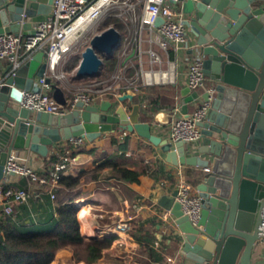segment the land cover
<instances>
[{"label": "water", "instance_id": "95a60500", "mask_svg": "<svg viewBox=\"0 0 264 264\" xmlns=\"http://www.w3.org/2000/svg\"><path fill=\"white\" fill-rule=\"evenodd\" d=\"M52 0H0V32L28 33L45 19ZM188 36L195 37L204 56L203 70L214 85L215 96L200 122V154L188 155L181 140L161 139L165 159L209 167L196 188L201 196L199 221L193 225L175 201L176 190L158 204L170 211L181 230V251L193 264H256L253 246L260 240L264 209V0H187L182 4ZM121 41L115 26L94 34L81 52L72 76L94 78ZM46 69L44 52H36L0 85V180L4 164L14 150L27 148L43 156L49 146L70 136L94 140L103 132L133 131L139 122V103L129 111L104 99L63 115L33 111L15 104L20 89L39 91L35 78ZM50 83L51 78L46 76ZM185 87L182 104L198 93ZM52 96L65 104L67 93L52 83ZM205 97L206 94H203ZM133 94L118 96L120 101ZM0 205V209H1Z\"/></svg>", "mask_w": 264, "mask_h": 264}, {"label": "built area", "instance_id": "2783aa9c", "mask_svg": "<svg viewBox=\"0 0 264 264\" xmlns=\"http://www.w3.org/2000/svg\"><path fill=\"white\" fill-rule=\"evenodd\" d=\"M185 1L187 0H52L51 10L45 19L37 22L28 33L0 32V63H9L7 74L0 79V85L4 78L13 75L36 52L43 51L46 69L35 80L40 90L20 89L17 105L33 111L63 115L76 108L79 101L83 105L96 104L106 94H112L118 99L123 94L122 89L138 92L155 85H175L179 63L182 62L186 87L196 91L198 95L191 100L193 109L172 120L169 140H181L186 148L202 137L200 122L206 118L216 91L204 73V56L199 46L190 40L191 36H188V29L183 23L187 17L182 9ZM105 17L115 18L123 25L122 30L114 24L108 25L115 26L121 33L120 44L114 52L115 70L107 76L99 77V74L95 80L76 86L67 96L65 104L57 102L52 96V83L58 84L67 78V73L61 67L64 56L86 31ZM103 29L90 35L89 41ZM144 33L147 35L145 38ZM76 68L77 66L72 70L71 77ZM131 68L133 74H125ZM46 76L51 78L50 83L45 81ZM145 107L146 104L143 103L142 108ZM125 133L122 130V134ZM86 140L83 135L64 139L59 149H53H62L63 153L51 160L50 166L42 171L11 152L4 164L5 175L0 180V211L9 215L13 212L15 203H25L35 194L33 189L10 185V175L25 177L30 186L39 188L41 192L47 191L55 199L58 180L68 172L73 162L71 152L84 145ZM208 170L209 167H203V171ZM175 190L174 199L180 204L182 213L196 225L202 208L197 188L181 178L176 183ZM170 215L172 214L168 209L161 212L164 219ZM131 217L128 216L129 219ZM261 227L260 240L264 243V209ZM175 262L174 256L167 255L162 264ZM261 264H264V244L261 249Z\"/></svg>", "mask_w": 264, "mask_h": 264}, {"label": "crops", "instance_id": "0c3cea01", "mask_svg": "<svg viewBox=\"0 0 264 264\" xmlns=\"http://www.w3.org/2000/svg\"><path fill=\"white\" fill-rule=\"evenodd\" d=\"M118 22L122 25L120 21ZM122 29L123 25L119 30ZM143 35L144 38L147 37L145 33ZM190 40L195 42V37L191 36ZM143 44L146 45L145 42ZM76 56V62L71 70L78 65L81 52ZM103 66L99 77L106 75ZM8 68L7 61L0 63V79L6 76ZM63 69L67 72L65 68ZM178 69L175 85H155L138 92L133 89H122V95L133 94L132 99L126 98L122 101L112 94H106L104 98L98 99L96 103L98 106L102 99H107L115 105L122 104L127 111L133 103H139V122L135 124L133 131L125 130L126 133L122 134V130L115 127L112 131L103 132L94 140L87 139L84 145L71 152L74 159L65 174L76 175L81 170L85 171L81 178V197L74 201L78 207L77 218L81 233L85 237L114 236L111 244L103 249L101 257L96 260L100 264H162L167 255L175 257L174 264H193L192 259L181 251L182 232L175 224L174 217L170 215L164 219L161 212L165 209L158 204L161 196L169 195L175 190L179 179L183 178L196 186L201 180L197 178L199 174L197 172H203V167L198 165L173 164L166 161L165 153L159 145L161 139L169 140L172 120L184 113L182 104L185 95L181 91L186 84L182 62L179 63ZM106 71L109 72L107 69ZM97 77L80 80L85 83ZM73 80L76 79L70 76L58 82L68 95L77 85L82 84L75 85ZM191 93L189 90L186 94ZM143 103L146 104L145 108H142ZM191 109L193 103L189 101L188 110ZM201 139L202 137L186 146L188 155L200 154L198 147L201 145ZM63 140L50 145L45 156L27 148H21L17 154L24 162L42 171L51 164V159L47 157L55 155L57 159L63 153L62 149L53 151L59 149ZM108 159H116L121 165L129 168L140 170L147 168L149 172H141L138 181L118 180L111 176V165L96 168V165ZM92 173H96V177H92ZM8 183L33 189L35 194L25 203H15L13 212L9 215L0 211V217H11L12 221L31 228L40 225V228H45L44 221L47 218L57 217L58 202L52 199L47 191L41 192L39 188L30 186L25 177L18 175H10ZM93 194L96 197H90ZM130 215L132 217L129 219ZM263 244L259 240L253 246L251 260L256 264H261ZM48 264L88 263L83 260L76 261L71 247L64 246L55 251Z\"/></svg>", "mask_w": 264, "mask_h": 264}, {"label": "trees", "instance_id": "16d2710c", "mask_svg": "<svg viewBox=\"0 0 264 264\" xmlns=\"http://www.w3.org/2000/svg\"><path fill=\"white\" fill-rule=\"evenodd\" d=\"M111 22L119 28L122 27L117 19L105 17L101 29ZM76 57L70 56L64 64L65 70L73 68ZM115 64L116 57L112 56L105 60L104 66L109 71ZM50 159L54 160L55 155ZM104 165H111V176L124 181H138L141 172H149L147 168L140 170L123 166L116 159H108L96 165V168ZM197 173H199L197 178H201L203 172ZM84 174L85 171L81 170L76 175H61L55 190V199L58 202L57 217L47 218L44 221L45 228H40L41 225L31 228L12 221L11 217H0V264H48L55 251L64 246L72 248L76 261L93 263L101 257L103 249L111 244L114 236L85 237L79 229L78 207L74 201L81 197V178ZM92 177H96V173H92Z\"/></svg>", "mask_w": 264, "mask_h": 264}, {"label": "rangeland", "instance_id": "374dc122", "mask_svg": "<svg viewBox=\"0 0 264 264\" xmlns=\"http://www.w3.org/2000/svg\"><path fill=\"white\" fill-rule=\"evenodd\" d=\"M103 19H100L97 23V25H95V27L90 28L88 31H86L73 45L72 49L64 56L62 63H61V67L64 68V64L67 63L68 59L70 58V56L72 55H78L80 52L83 51V49L85 48V46L89 43V36L92 35L94 32H97L98 30H100L101 28V23H102ZM110 24H113L112 22ZM105 67V66H103ZM104 69V73L106 74L105 76H107L108 74L112 73L113 70H115V67L111 70H109L108 73H106V69ZM64 70V69H63ZM106 71V72H105ZM66 72V71H65ZM68 72V73H67ZM67 78H70V75H72V70L67 71ZM125 74H133V69L131 68L127 73ZM75 85H77L78 83H82V80H73ZM78 86V85H77ZM90 197H96L95 194L91 195ZM96 214V213H95ZM96 216H98L96 214ZM72 250V248H71ZM73 253V251H72Z\"/></svg>", "mask_w": 264, "mask_h": 264}]
</instances>
